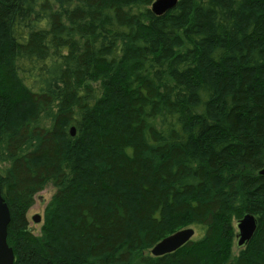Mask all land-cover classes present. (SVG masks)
Segmentation results:
<instances>
[{"label":"trees","instance_id":"1","mask_svg":"<svg viewBox=\"0 0 264 264\" xmlns=\"http://www.w3.org/2000/svg\"><path fill=\"white\" fill-rule=\"evenodd\" d=\"M155 1L0 0L14 264H264V0Z\"/></svg>","mask_w":264,"mask_h":264},{"label":"water","instance_id":"2","mask_svg":"<svg viewBox=\"0 0 264 264\" xmlns=\"http://www.w3.org/2000/svg\"><path fill=\"white\" fill-rule=\"evenodd\" d=\"M179 0H156L152 5V12L154 15L161 17L172 11L177 7ZM75 135L74 129H72V136ZM33 222L40 224L42 217L36 215L32 218ZM11 223V212L8 204L2 197V191L0 186V264H14L15 255L13 248L8 244V229ZM238 245L240 247L245 246L252 240L257 230V219L251 214H247L238 223ZM196 235L194 228H188L177 232L176 234L167 237L159 244H157L153 250L152 255L155 257H163L168 254H172L187 243H189Z\"/></svg>","mask_w":264,"mask_h":264},{"label":"rangeland","instance_id":"3","mask_svg":"<svg viewBox=\"0 0 264 264\" xmlns=\"http://www.w3.org/2000/svg\"><path fill=\"white\" fill-rule=\"evenodd\" d=\"M56 189L53 188L52 186H48L44 191H42L40 194H38L36 196L35 199V205L32 207V209L29 211L28 213V219L30 222V227L33 230V232L35 234H39L41 227L43 225V221L40 224H36L33 222L32 218L36 215H39L42 217H44V211L45 208L47 206V204L50 202L51 198L53 197V195L55 194ZM236 231H237V238H236V243H235V248H234V254L236 255L237 253H239V251L241 250V247L238 245L239 239H238V235H239V230H238V224L236 227ZM197 232L196 235L194 237V239L197 238Z\"/></svg>","mask_w":264,"mask_h":264}]
</instances>
